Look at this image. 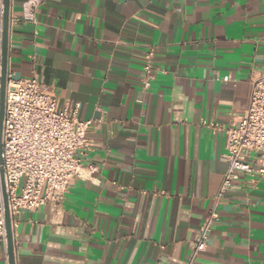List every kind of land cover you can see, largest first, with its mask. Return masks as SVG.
Returning a JSON list of instances; mask_svg holds the SVG:
<instances>
[{
  "label": "crops",
  "instance_id": "0c3cea01",
  "mask_svg": "<svg viewBox=\"0 0 264 264\" xmlns=\"http://www.w3.org/2000/svg\"><path fill=\"white\" fill-rule=\"evenodd\" d=\"M9 20L7 70L95 122V171L19 212L16 264H186L264 72V0H10ZM218 212L194 264H264V180L242 176Z\"/></svg>",
  "mask_w": 264,
  "mask_h": 264
},
{
  "label": "built area",
  "instance_id": "2783aa9c",
  "mask_svg": "<svg viewBox=\"0 0 264 264\" xmlns=\"http://www.w3.org/2000/svg\"><path fill=\"white\" fill-rule=\"evenodd\" d=\"M3 0H0V76L2 63ZM27 19L33 21L32 14ZM11 22L9 20V32ZM143 89L154 79L152 55L143 64ZM228 77L224 81H228ZM79 104L61 108L58 97L37 78H15L6 71L4 114L1 132V165L14 237L21 211H35L53 203L59 205L75 179L85 180L96 167L85 159L92 144L87 135L93 120L78 118ZM211 127L218 131L215 124ZM228 167L213 206L198 228L186 264H194L207 245L212 226L219 221L218 207L242 176L253 182L264 180V72L252 79L246 110L238 125L226 131ZM0 240L7 235L0 177Z\"/></svg>",
  "mask_w": 264,
  "mask_h": 264
},
{
  "label": "water",
  "instance_id": "95a60500",
  "mask_svg": "<svg viewBox=\"0 0 264 264\" xmlns=\"http://www.w3.org/2000/svg\"><path fill=\"white\" fill-rule=\"evenodd\" d=\"M9 17H10V0H3V17H2V63H1V76H0V165H1V132L2 121L4 114V100L6 89V71L8 60V46H9ZM2 196L5 210V229L7 235V255L8 264H16L14 237L11 227V218L8 209V201L5 192L3 171L0 169Z\"/></svg>",
  "mask_w": 264,
  "mask_h": 264
}]
</instances>
